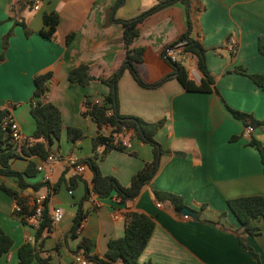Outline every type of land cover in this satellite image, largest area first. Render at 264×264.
I'll list each match as a JSON object with an SVG mask.
<instances>
[{
    "label": "crops",
    "instance_id": "0c3cea01",
    "mask_svg": "<svg viewBox=\"0 0 264 264\" xmlns=\"http://www.w3.org/2000/svg\"><path fill=\"white\" fill-rule=\"evenodd\" d=\"M116 2L0 0V110L10 111L20 132L29 138L35 129L30 115L33 77L50 72L44 99L59 108L62 119L60 138L51 146L52 154H58L55 161L36 155L10 161L11 168L18 171H23L29 162L34 163L36 174L25 177V181L40 183L37 190L24 191L13 176L0 174V186L15 190L28 207L33 206L35 196H42L49 214L60 208L62 217L45 227L36 239L37 222L22 221L14 213V199L0 187V228L12 239L0 264H16L17 251L24 243L34 248L35 257L29 264H40L38 257L46 258L49 264H80L74 254L82 251L77 248L82 238L90 242L89 254L101 257L108 240L123 235L128 211L144 213L154 221L138 257L139 264H254L240 246L237 234L264 264V219L253 221L261 230L258 235L246 236L226 204L232 197L264 195L259 153L249 143L255 138L264 148V125L245 136L242 121L224 105L264 122V90L248 76L234 71L241 66L249 73H264V0H190V37L206 50V67L216 88L212 92L186 91L175 78L168 77L172 67L161 50L186 29L180 3L155 12L140 24L139 34L129 47L144 48L137 71L147 84H159L142 87L124 70L116 82L118 108L120 113L146 122L163 120L154 138L169 152L161 156L152 179L125 204L115 201V193L102 198L87 191L91 187V170L83 163L78 176L65 162L69 155L83 162L99 153L100 148L93 149V137L111 131L106 125L98 130L92 119L83 114L84 101L101 104L108 86L97 79L83 86L70 83L67 73L87 64L92 75L106 78L120 68L126 56L121 26L108 21L109 9ZM154 3L155 0L119 1L113 15L130 18ZM51 12L58 15L59 21L51 37L46 38L40 34L46 30L42 18ZM69 32L74 36L67 42ZM230 37L237 41L235 48L229 44ZM179 57L189 76L198 81L194 57L187 53ZM67 126L82 132L74 143L66 138ZM130 135L127 132L124 137L125 150L113 149L98 163L102 174L114 176L124 186L152 159L150 145ZM44 175L49 176L47 181H43ZM153 190L181 196L196 218L176 213L166 201L158 202ZM80 202L87 214L77 236H66ZM86 261L97 264L88 257ZM116 264L123 263L118 260Z\"/></svg>",
    "mask_w": 264,
    "mask_h": 264
},
{
    "label": "trees",
    "instance_id": "16d2710c",
    "mask_svg": "<svg viewBox=\"0 0 264 264\" xmlns=\"http://www.w3.org/2000/svg\"><path fill=\"white\" fill-rule=\"evenodd\" d=\"M119 1L123 2L124 0H117V2L110 7L108 21L121 26L122 42L126 56L120 68L105 78L101 76L95 77L91 74L89 65L80 64L68 71L67 80L70 83H77L83 86L97 79L106 84L109 88L101 104L91 102L88 99L84 101L85 110L83 114L92 119L98 130H100L103 125H106L111 127V131L108 135L98 133L93 137L92 144L94 151L97 148L101 150L99 153H94L93 156L84 159L83 163H85L92 172L91 187L87 191L90 190L96 196L102 198L110 197L112 193H115V201L118 204H125L127 201L134 199L139 194L141 188L152 179L158 170L161 156L169 152V150L163 149L160 143L154 138L156 132L162 128L163 120L146 122L138 116L122 114L119 112L118 108L116 82L124 70H127L138 85L142 87H153L159 84V82L152 85L147 84L137 71L136 64L142 61L144 48L129 47L133 39L139 34L140 24L155 12L175 3H180L185 12L186 29L174 41L165 45L161 50V55L172 67V73L168 75V77L175 78L186 91L212 92L216 90V88L214 87L213 77L206 67L205 48L198 40L190 37V0H155V3L151 7L126 19L115 18L113 15L114 9ZM42 19L46 30H41L40 34L49 38L55 31L59 17L56 13L51 12L44 14ZM73 36L74 33L69 32L66 35V41L68 42ZM180 41H184L181 53L191 54L195 59L194 68L199 76L198 81H195L189 76L188 70L181 63L170 61L164 56L166 48ZM3 47H5V43ZM234 71L248 76L254 84L264 90V73H249L241 66H236ZM50 77V72L36 74L33 77L34 88L30 105V115L35 121V129L28 138V140L31 141L30 145L22 144L18 146L11 141L8 129L3 128L1 125L2 118L8 111L0 110V174L13 176L18 186L24 191L27 188H31L33 191L39 188L40 183L29 184L25 181V177H32L36 174V167L33 162H29L23 171H18L11 168L10 161L16 157H29L33 155L41 159H46L48 155L52 154V144L54 141H57L61 135L62 119L60 110L55 104L44 99L48 91ZM224 105L234 118L242 121L244 127L250 125L255 128L264 125L262 120L255 118L251 114L232 109L226 104ZM127 132L131 133L130 137H136L140 141L150 145L152 159L144 163V165L132 175L129 185L124 186L120 184L114 176L102 174L98 163L105 154L113 149L125 150L126 146L123 144V141ZM81 136L82 132L79 128L73 126L66 127V138L70 142L74 143ZM249 143L257 149L264 172L263 146L255 138H251ZM0 187L14 199L15 204L20 206V210H14V213L21 216L22 221L27 222V218L34 213V206L28 207L24 202V198L15 190L4 185ZM152 193L158 202L166 201L178 214L181 213L180 209L185 206L183 198L174 193L156 190H153ZM87 196L88 194H86L85 198ZM42 204L43 209L35 228L34 235L36 239L40 237L42 230L52 223L45 199ZM226 204L228 209L238 220L239 227L246 236L258 235L260 233V228L254 225L253 221L257 218L264 219V195L252 194L232 197L226 200ZM86 214L87 211L82 209L81 202L78 203L72 225L66 236H77V230L80 228ZM153 227L154 221L150 216L137 211H128L125 213L124 217L123 235L121 237L109 239L106 251L101 257L95 254H89L90 242L85 238L80 239L77 248L78 250L81 249L83 255L88 257L90 261L97 264H116L118 260H121L123 264H139L138 257L146 246ZM236 237L240 246L252 258L254 264H261L257 254L245 242L243 237L239 234H237ZM11 245V237L0 228V257L10 249ZM17 257L16 264H29L35 257L34 248L29 243H24L19 247ZM37 260L40 264H49L46 258L38 257Z\"/></svg>",
    "mask_w": 264,
    "mask_h": 264
},
{
    "label": "built area",
    "instance_id": "2783aa9c",
    "mask_svg": "<svg viewBox=\"0 0 264 264\" xmlns=\"http://www.w3.org/2000/svg\"><path fill=\"white\" fill-rule=\"evenodd\" d=\"M34 9H37V5H34ZM236 39L234 37H230L229 39V44L231 45L232 48L236 47ZM184 44V41H180L178 43H175L174 45H171L170 47L165 49V54L164 56L166 57V59H169L170 61H176L181 63V59H180V55H181V48ZM182 64V63H181ZM1 125L3 128H7L9 135L11 137V141L13 143H15L16 145L20 146L22 144L25 145H30L31 141L28 140V137H25L19 130L18 124L16 123V121L14 120V118L12 117L10 111L7 112V114L2 118L1 121ZM254 130L253 126H245L244 130H243V135L248 136L250 135ZM123 144L125 146H127V141H123ZM58 154H50L47 156L46 160L49 162H53L57 159ZM65 162L68 166H70L74 172L75 175H81L83 168H84V164L83 162H81L80 160H78L76 157L69 155L65 158ZM38 170L40 169V167L37 168ZM48 175H44L43 177V181H47L48 180ZM44 198L42 196H35L33 198V206H34V213L29 216L27 219L32 220L34 222H37L41 211L43 209V202ZM157 206H160L159 203H157ZM14 210L19 211L20 210V206L15 204L14 205ZM49 217L51 218L52 222H58L61 217H62V210L60 208H55L53 209V211L49 214ZM184 217H187L184 215ZM30 240V239H27ZM74 260L80 264H86V258L83 255L82 252H77L74 254Z\"/></svg>",
    "mask_w": 264,
    "mask_h": 264
},
{
    "label": "water",
    "instance_id": "95a60500",
    "mask_svg": "<svg viewBox=\"0 0 264 264\" xmlns=\"http://www.w3.org/2000/svg\"><path fill=\"white\" fill-rule=\"evenodd\" d=\"M180 212L182 215L185 216H190L192 218H196V215L194 214V212L192 210H190L188 207L184 206L180 209Z\"/></svg>",
    "mask_w": 264,
    "mask_h": 264
}]
</instances>
